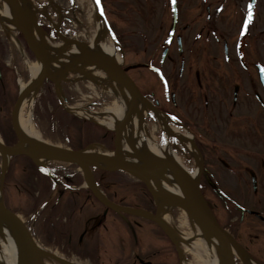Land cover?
<instances>
[{"label": "flooded vegetation", "instance_id": "flooded-vegetation-1", "mask_svg": "<svg viewBox=\"0 0 264 264\" xmlns=\"http://www.w3.org/2000/svg\"><path fill=\"white\" fill-rule=\"evenodd\" d=\"M36 1L41 16L48 14L45 10L48 7L62 26L70 24L67 18L71 10L67 6L52 5L58 4V0ZM101 3L109 27L125 52L124 60L138 45L136 40L129 41V32L108 17L111 11L110 15L116 16L129 17L146 11L153 18L163 17L161 23L151 25L148 40L143 32L142 40L153 46L151 55L137 62H124L133 79H136L133 70H148L149 78L160 80L164 86L157 96L153 86L144 90L136 79L141 92L163 114L164 125L152 112L143 116L148 132L153 119L162 131L157 142L160 147L174 149V145L180 144L187 149L183 140L192 139L201 155L212 159L214 164L211 168L205 165L199 186L218 224L231 237L233 264H264V87L260 77L264 69V0H101ZM51 29L46 27L48 31ZM107 37L111 38L108 34ZM16 39L26 50L19 34ZM14 41L0 24V83L4 89L8 77L2 69L9 71L11 77L16 72L8 63L11 49L18 47L16 41V46L12 45ZM105 136L108 139L107 133ZM17 162L29 181L33 172L40 170L28 158ZM53 166L49 164L45 170L53 172L51 175L40 174L34 181L40 185V197L53 201L50 208L56 215L55 223L62 222L61 227L68 229L67 246L63 244L66 251L72 249L83 257L86 247V261L90 259L91 264H183L184 258L189 261L193 257V252L186 250L193 241L186 242V236L175 228V222L167 219L166 213L160 211V217L173 237L154 220L127 212L121 214L103 205L89 188L77 183L81 180L77 166L58 169ZM96 178L112 201L158 213L155 199L137 179L134 181L139 185L129 186L107 178L105 173H98ZM50 183L54 186L51 190ZM128 199L135 203H127ZM89 209L100 211L86 218ZM60 213L79 216L62 218ZM172 216L175 218L174 213ZM109 219L117 230L115 244L107 241ZM81 223L85 227L75 239ZM54 240L57 243L58 236ZM218 245L221 254L222 247L219 242ZM107 247L112 252L108 258L104 254ZM224 261L227 262L225 258Z\"/></svg>", "mask_w": 264, "mask_h": 264}, {"label": "water", "instance_id": "water-1", "mask_svg": "<svg viewBox=\"0 0 264 264\" xmlns=\"http://www.w3.org/2000/svg\"><path fill=\"white\" fill-rule=\"evenodd\" d=\"M8 1L16 15L15 26L25 37L30 49L37 57V61L41 63L42 73L38 81L34 84H28V86L20 90L19 97L16 101L12 112V124L15 133L18 137L17 143L14 145H6L0 139V156L2 158L1 176H0V235L4 233L5 225L13 228L17 235L18 246L20 250V259L18 264H48L46 259H55L61 264H76L70 262L57 255L49 252H45L37 245L36 240L24 221L16 215L13 211L8 209L3 203V184L5 181L6 173L9 167L10 160L13 156L25 155L31 158L37 165L45 166L43 160L46 161H60L70 164H77L83 171V175L87 186L91 189L93 194L97 197L98 201L102 202L108 208L113 209L119 213H128L132 215L141 216L147 219L156 221L162 229L173 237L170 233V229L167 224L160 217V210L164 207L174 208L178 207L184 210L192 222H195L202 230L206 239L216 238L222 247V253L220 254L222 259H226L227 262L223 264H233L232 251L230 246L231 237L229 234L221 228L218 224L216 217L214 216L209 204L207 203L200 189V178H194L187 170L184 169L179 163L156 155V154H144L141 153L133 141L126 137L128 146L130 149L129 154H126L122 139L124 131L126 132V126L133 119L136 114L142 118L141 112H139V104L143 107H147L156 113H159V109L151 103V101L144 96L138 88L135 81L129 77L126 70L122 68L115 60L108 56L97 54L86 49V46L75 39H66L60 36L64 44L56 50H50L56 52V55L48 53L41 43L38 41L34 27L38 33H41L42 28L36 18L28 13L19 0H6ZM98 7V13L100 18L107 25L106 18L103 10ZM0 22H2L0 18ZM75 44L80 49V54L76 57H68L66 54L68 46ZM53 63L61 66L55 70L51 68ZM89 66H96L102 68L109 74H115L120 81L125 85L131 95V101L127 111L125 112L122 121L114 128L115 130V151L111 154H102L92 152L91 147H87L83 150H71L60 146L48 144L35 137L27 135L21 130L18 123V113L21 106V102L31 93V91H39L43 85L45 79H50L56 86L60 85V81L66 79L70 73H86L84 68ZM261 78L264 83V71L261 74ZM194 145V144H193ZM195 146V145H194ZM196 148V146H195ZM125 155L133 157L136 161H129L125 159ZM101 169L105 171H118L122 170L144 182L147 189L154 197L158 205V213L150 214L146 211L126 207L119 205L104 194L97 187L94 181L93 169ZM203 164L201 166V172H203ZM168 171H171L177 181L178 187L181 190V194H176L170 190H167L161 185L160 182H169ZM174 240V238H173Z\"/></svg>", "mask_w": 264, "mask_h": 264}, {"label": "rangeland", "instance_id": "rangeland-1", "mask_svg": "<svg viewBox=\"0 0 264 264\" xmlns=\"http://www.w3.org/2000/svg\"><path fill=\"white\" fill-rule=\"evenodd\" d=\"M58 2V4H61L65 7H75V16H73V18H70L74 22L72 25L75 26L74 29H71V32L73 34L83 36L84 39H86L87 37L88 41L92 40L94 35L96 34L99 24L98 17L94 15V12L92 10V4L90 5V3L88 2L89 5L86 6V0H76L75 4H71V1L69 0H58ZM128 12L132 13L131 11ZM111 13L113 12L111 11ZM110 14L108 16L110 17V19L115 20L119 27H123V31L129 32V41L132 42V40H136L137 42L138 46L136 47V49H131L129 56L127 55L125 57L127 63L128 61L137 62L149 57L154 49L153 46L150 47L146 42L142 40V38L144 37L143 32L146 35V39L148 40V37H150L152 32L151 25L161 23L163 17L157 16L153 18V16L148 15L149 13H147L146 11L132 14L131 16L129 15V17L125 14H117V16ZM69 28H71L70 25H67L66 29ZM113 29L118 33V29ZM16 53V49L12 48L11 55L8 58V63L11 67H19L21 75L16 74L15 77H11V74L8 73L9 71L6 72L3 71L4 69H2V72L6 73V77H8V79L5 80L7 89L1 87L0 83V138L8 144L16 141V137L15 134H13L14 131L10 123L12 109L20 89L18 80L22 79L24 82H27L30 79L26 63L27 59L33 64L37 63L36 58L29 51L27 52L28 55L25 54L27 56L24 57L20 56V54L17 56ZM118 53L119 58H121V53L119 50ZM131 73L140 82V85H142L144 90L148 91V86H153L152 90L156 92L157 96H159L160 92H163L164 86L162 82L160 80L150 79V73L148 70L136 69ZM136 79L134 80L137 83L138 81ZM148 79L150 81H148ZM143 82H146V87ZM62 92L69 103L76 104L78 105V107L86 108L88 103L91 102V104L94 103L93 109L97 111H104L106 108L112 107L117 102V95L115 93L107 92L100 85L99 87H95L88 81H81L78 83L64 82L62 84ZM31 118L35 132L39 133L41 138L47 142L63 146L65 145L74 149L87 146L92 143L104 144L105 146L109 147V139L106 138L105 131L92 122L90 123L88 121L74 118L70 112L66 111V109L61 106L59 97L51 84H47L38 94L35 102L33 101ZM150 123L152 125H150V133L148 132V134L152 140L158 142L159 136L162 135L160 134V132L162 131L153 119ZM174 146V149L178 151L177 153L186 164L185 166L189 167L190 170H192L191 165H194L195 162L192 155L185 148V146H182L180 144ZM202 156L205 165L208 168H211L214 164L212 159L205 154ZM18 159H13L11 167L7 174L6 184H4L5 186L3 192V200L7 207L10 210L19 213L21 217L28 223V225H30V227L34 231L36 239L44 250L48 252L52 251L62 258L64 257L65 259H67V261H73L78 264H88V262L93 263L90 259H87L86 261V247L82 252L83 257L73 253L74 251L72 249L66 251L67 247L65 246H67L66 242L68 236L67 233H65V230L68 229L67 227H61L63 225L62 222L58 221L57 223H55L57 221L55 219L56 215L50 213L51 215L49 216V220H42L43 215L46 213V211H48V208L45 210V213H41V210H36L40 203L39 201H37L38 199L36 197L37 193L40 191V185L37 183V181H34V179H36L35 177H37L39 173L33 172L34 176L31 177V180L29 181L28 178H26L25 174H23L24 172H22L21 166L17 164ZM112 178H114V180H121L122 182H118L119 184L123 183L124 185L129 186L136 184L139 185V183H136L133 179L120 173L113 175ZM17 186H19V188ZM126 201L127 203H135V201H130V199ZM99 211L100 210L94 211L93 209H89L88 211H86V218L94 215ZM172 213H174L175 218L174 216H172ZM59 215L62 218L71 216V218L74 219L79 216L77 215L75 217H72L73 215L68 213H60ZM166 217L172 223L175 222V228L178 231H181L183 235L187 234L188 236L186 237L195 235L198 226L194 222H192L189 217H187L186 213L183 210L174 208L167 213ZM111 220L112 219L108 220V231L110 236L108 234L109 237H107V241L108 243L115 244L117 230H115V223H113V221ZM50 223H52L51 226L48 225ZM40 224H44V226ZM56 224L59 225H57L56 227ZM65 224L67 225L69 224V222H66ZM84 227L85 225H83V223L79 225V228L75 234V239L80 237L82 229ZM59 229L63 231L60 232ZM55 236H58L59 241L57 243L54 240ZM84 241L86 242V238L84 239ZM63 244H65V246H63ZM89 245H91V243ZM187 248L188 247H186V250ZM191 252H193V257H190L189 264H199L200 261L197 259L194 251ZM111 253V249H108L107 247V250L104 252L106 258H108ZM48 262H51V259L48 260Z\"/></svg>", "mask_w": 264, "mask_h": 264}, {"label": "bare ground", "instance_id": "bare-ground-1", "mask_svg": "<svg viewBox=\"0 0 264 264\" xmlns=\"http://www.w3.org/2000/svg\"><path fill=\"white\" fill-rule=\"evenodd\" d=\"M26 4V9L30 13L33 12ZM0 14L2 16L5 29L10 31L15 26L16 22V15L11 4L6 0H0ZM107 29L101 24H98L96 34L94 35L93 39L88 41L84 44L86 49L92 51L97 54H102L105 56L110 57L111 59L115 60L116 62L120 63L121 59L118 56V47L115 43L114 39L111 37L110 39L107 37L108 32L106 33ZM36 37L44 49L49 53L50 50H56L58 46L52 45L47 37L42 33H37ZM59 49V48H58ZM80 54V49L77 45L71 44L68 46L67 52L65 55L68 57H76ZM27 68L29 69V75L31 76V81L24 82L20 80V87L24 89L28 86V84H34L38 81L39 77L42 73L41 64L31 63L28 59L26 60ZM56 63H53L51 66L52 69L60 68ZM86 73H76L78 77L88 78L94 81V83L99 84L103 89L107 92L115 93L117 95V102L110 108H106L104 111H90V109L85 108H77V113L85 116L87 118H91L93 120L98 121L100 124L104 125L107 128L113 129L115 128L124 117L125 112L127 111V107H129L131 101V95L125 85L120 81V79L115 74H109L104 71L102 68H98L96 66H89L84 68ZM99 71V75L96 73ZM76 76V77H77ZM35 91H31V93L21 102V106L18 113V123L22 131H24L27 135H30L35 138H40V134L35 132L33 128L32 122V108H33V99L35 96ZM28 107V109H27ZM27 109V111H26ZM144 107L143 105L139 104V112H143ZM133 119L129 122L126 126V132L124 131L123 140L122 142L123 149L126 154L130 152L128 142L126 137L133 141L134 145L141 153L144 154H156L168 159H171L177 163H179L184 169L186 170L195 178H198V174L200 172L202 160L199 154L194 150L193 144L188 140L184 139V143L191 153L192 157L194 158L195 162L192 166V170L189 167L185 166L186 164L179 156V154L171 147H160L158 143L154 140L146 137L147 134V126L144 124L142 126L140 120H138L135 116L132 117ZM176 132L179 133L178 129H175ZM92 152L106 154L107 150L99 145H94L91 148ZM128 151V152H127ZM125 159L133 162L136 161L135 158L129 157V155H125ZM196 165V166H195ZM169 182H160L163 187L167 190H170L176 194H181V190L178 187L177 181L171 171H168ZM0 193H1V186H0ZM1 195V194H0ZM170 208H165L161 211V214L167 213ZM166 219V218H165ZM185 236H188L187 234ZM199 238V239H197ZM187 243H191L189 245L190 251H194L197 259L200 261L199 264H222L225 262L224 259L220 256V247L218 242L215 239L208 240L205 239L201 230L198 229L194 236L185 237ZM208 244L212 245V247L208 246ZM20 250L17 241V235L15 234L12 227L5 225L4 233L0 235V264H18L20 259ZM59 262L55 259H51L49 264H58Z\"/></svg>", "mask_w": 264, "mask_h": 264}]
</instances>
